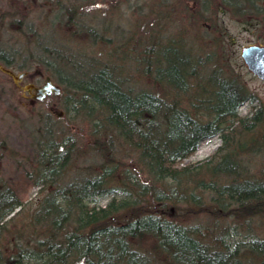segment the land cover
<instances>
[{
	"label": "rangeland",
	"instance_id": "374dc122",
	"mask_svg": "<svg viewBox=\"0 0 264 264\" xmlns=\"http://www.w3.org/2000/svg\"><path fill=\"white\" fill-rule=\"evenodd\" d=\"M55 1L0 0V14L5 12L7 21H15L10 29L1 28L5 25L1 26L0 21V51H12L16 56L14 70L27 64L30 78L22 85L31 79L42 83L46 75L52 78L51 74L61 86L68 82L67 63L52 62L54 67L60 68L58 72L45 69L41 61L34 60L39 57L37 54L46 55L47 49L57 46L71 60L115 65L125 85L133 91L152 89L167 102L176 101L202 120H208V115H202L205 111L202 97L205 95L203 101L211 97L207 92L216 88L208 86V77L214 69H220L248 94L239 107V114L260 110L263 120L255 124L251 135L238 134L241 142L252 136L259 137L261 140L254 147L260 148L253 150L246 144V150L237 157L239 174L219 177L217 181L225 184L245 177L264 179V80L253 74L241 57L244 46L264 44V0H231V5L217 1L219 6L213 0H58L73 10L66 18H71L75 24L61 20L63 16L55 7ZM20 32L31 34V39ZM39 42L47 45V49ZM166 45L178 47L190 57L186 71H191L193 76L186 74V90H176L160 78L161 81L154 80L157 68L167 65ZM66 96L64 93L58 98L46 97L32 104L23 90L16 88L0 70V188L15 186L24 203L20 212H13L3 220L0 248L5 256L13 254L18 244H28V238L44 236L45 228L34 223L35 213L56 186H66L102 171L98 167L102 156L97 148L106 147L96 142V136L110 144L112 153L125 161V168L133 179L139 177L142 183L146 182L145 173L140 174L134 163L135 155L129 143L108 127L100 110L95 108L92 114L87 110L82 114L77 110L69 113ZM95 121H98L97 130ZM56 140L64 144L60 151L69 149L68 164L60 173L54 171V183L36 184V180L42 179L37 162L40 149L44 148L43 144L49 143V146L50 141L55 143ZM251 141L252 138L248 142L251 144ZM222 142L218 135L205 138L183 164L199 163L211 157ZM223 151L216 152L212 163L221 159ZM196 177L206 183L212 180L204 168ZM127 190L132 195L131 188ZM197 192L201 193L202 203L212 202L215 196L209 190ZM111 197L112 194L104 195L90 204L106 206ZM203 209L204 206L196 209L191 217L195 220L189 224L201 231L203 238L213 246L220 248V243L224 242L230 245L243 242L240 243L243 246L255 238L264 239V208H259V214L251 212L237 217L219 214L216 218H209ZM186 213L185 210L183 216ZM135 243L141 246L152 264H163L166 255L153 247V239L143 238ZM246 258L252 263H261L250 251L244 260Z\"/></svg>",
	"mask_w": 264,
	"mask_h": 264
},
{
	"label": "trees",
	"instance_id": "16d2710c",
	"mask_svg": "<svg viewBox=\"0 0 264 264\" xmlns=\"http://www.w3.org/2000/svg\"><path fill=\"white\" fill-rule=\"evenodd\" d=\"M213 1L217 6V1L231 5V0ZM54 5L63 16L61 20L73 22L66 18L73 13L70 7L58 0ZM1 20L4 29L15 24L12 19L7 21L5 12L0 14ZM20 33L31 39V34ZM42 46L47 49V45ZM164 49L167 65L157 68L154 80L163 79L176 90H186L185 76H193L191 71H186L190 57L178 47L166 45ZM11 52L0 51V62L15 69L12 65L16 56ZM47 53L37 54L39 57L34 59L41 61L45 69L59 72L60 68L52 62L61 60L68 65V68L63 65L68 82L62 88L63 94H67L69 113L77 110L82 114L87 110L92 114L95 108L99 109L108 127L129 143L135 155L134 163L140 174L145 173L146 182L142 183L139 177L133 179L125 161L112 153L110 144L96 136V142L106 147L97 148L102 156L98 163L102 171L66 186H56L35 213L34 223L45 228L44 236L28 238V244H18V249L9 256L0 248V264H152L135 243L143 238L153 239V247L166 255L163 264H255L247 258L244 260L249 251L264 264V239L255 238L243 246L240 244L243 242L233 245L224 242L219 248L189 224L195 220L191 217L196 209L203 206L202 211L209 218L219 214L235 217L251 212L259 214V208H264V179L245 177L225 184L217 181L219 177L239 174L237 157L246 150V144L253 150L260 148L254 147L261 140L259 137L252 136L251 144L248 142L251 138L239 140L238 134L251 135L255 124L263 120L260 110L239 114V107L248 97L242 85L223 75L220 69H214L208 77V86L216 89L207 92L211 97L205 101V95L202 97L205 110L202 115L210 118L202 120L176 101L167 102L152 89L133 91L125 85L115 65L71 60L57 46L47 49ZM28 69L27 64H22L16 71ZM94 125L97 130L98 121ZM215 135L221 136L223 142L211 157L199 163L183 164L197 151L202 140ZM47 144L39 152L37 162L42 179L36 180V184L54 183V171L60 173L68 164L69 149L59 151L57 146L49 149ZM222 149L221 159L212 163L211 158ZM202 168L211 175V181L197 179ZM132 185L137 188L133 190ZM14 187L0 188V229L4 227L3 220L13 212H20L24 204ZM207 190L215 196L212 202L202 203L201 193L197 191ZM110 194L106 206L90 204Z\"/></svg>",
	"mask_w": 264,
	"mask_h": 264
},
{
	"label": "water",
	"instance_id": "95a60500",
	"mask_svg": "<svg viewBox=\"0 0 264 264\" xmlns=\"http://www.w3.org/2000/svg\"><path fill=\"white\" fill-rule=\"evenodd\" d=\"M241 57L247 65L248 69L264 80V44H249L241 49ZM0 69L11 76L15 82H19L24 78L28 71H20L16 73L12 69L0 64ZM35 99H42L47 94L54 92L56 95L61 94L62 88L47 77L45 83L36 86L34 83H28L24 86ZM34 89V91H32ZM62 114V113H61Z\"/></svg>",
	"mask_w": 264,
	"mask_h": 264
},
{
	"label": "flooded vegetation",
	"instance_id": "af4514ba",
	"mask_svg": "<svg viewBox=\"0 0 264 264\" xmlns=\"http://www.w3.org/2000/svg\"><path fill=\"white\" fill-rule=\"evenodd\" d=\"M28 77L30 78V72H28V74L21 81L15 82L12 78H10L8 76V78L10 79V81H12L14 83V85L16 86V88H19V89L23 90V92L25 93L26 98L30 99V101H34L33 98L31 97V94H30L29 90L28 89H24L23 88V85L21 84V83H23V81L26 78L28 79ZM45 80L46 79L44 78V81L42 83H39V84H37L36 81L35 80H32V79L30 81H28V82H33L36 85H42L43 83H45ZM52 96H54V93L53 92L50 93V94H47L44 98H46V97H52Z\"/></svg>",
	"mask_w": 264,
	"mask_h": 264
},
{
	"label": "bare ground",
	"instance_id": "6f19581e",
	"mask_svg": "<svg viewBox=\"0 0 264 264\" xmlns=\"http://www.w3.org/2000/svg\"><path fill=\"white\" fill-rule=\"evenodd\" d=\"M56 146L58 147V150L60 151L63 149L62 147L64 146V144L58 141V142L52 143L51 146L49 145L48 148L50 149Z\"/></svg>",
	"mask_w": 264,
	"mask_h": 264
}]
</instances>
